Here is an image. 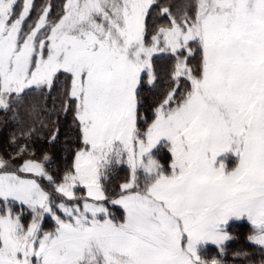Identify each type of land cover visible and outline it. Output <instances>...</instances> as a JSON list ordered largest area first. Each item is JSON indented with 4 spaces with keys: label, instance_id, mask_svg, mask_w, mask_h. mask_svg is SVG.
Masks as SVG:
<instances>
[{
    "label": "snow or ice",
    "instance_id": "1",
    "mask_svg": "<svg viewBox=\"0 0 264 264\" xmlns=\"http://www.w3.org/2000/svg\"><path fill=\"white\" fill-rule=\"evenodd\" d=\"M154 10L168 22L153 27ZM52 12L47 0H0V111L15 118L30 92H56L49 115L72 112L79 147L59 180L27 144L0 156V264H222L205 249L223 252L240 220L264 251V0L176 12L158 0H64ZM157 55L173 63L149 106Z\"/></svg>",
    "mask_w": 264,
    "mask_h": 264
},
{
    "label": "trees",
    "instance_id": "2",
    "mask_svg": "<svg viewBox=\"0 0 264 264\" xmlns=\"http://www.w3.org/2000/svg\"><path fill=\"white\" fill-rule=\"evenodd\" d=\"M161 7L172 6L173 12L181 9L184 5L194 3V0H158ZM158 10L153 11L151 17V24L153 27H157L166 24V17H159L157 15ZM173 60L167 55H157L154 57V67L157 75L160 78V82L156 88L145 89L144 97L145 103L149 106L158 99L159 93L165 89L168 85V77ZM196 61H193L195 64ZM56 96V92H53L50 97L45 93L41 95L39 90L32 91L28 94L25 100V104L17 109L18 115L13 118L11 112L0 111V156L5 159H9L10 156L15 155L17 147L22 144H27L30 149V153H35L37 158L44 154L50 157L46 167L57 178L63 175L64 171L71 166L73 162L74 152L79 147L78 134L74 130L73 115L69 111L67 115L61 114L57 122V116L55 113L49 115L53 107V97ZM43 106L42 110L38 112H32V106ZM60 101H56V107L59 108ZM29 128H36L37 133L32 137H21L22 131H27ZM57 128L59 134L57 138L49 142ZM16 137V143H13V137ZM162 152V151H161ZM161 152L158 157L162 156ZM165 156L160 158L162 163H166L170 160V154L165 152ZM28 158V157H25ZM22 161L17 160L15 163L18 166ZM129 170L127 166L117 167L113 170L110 182L107 184L109 193L112 196H117L120 192L119 185L124 182V179L128 176ZM43 185L49 191L51 187L47 181H43ZM84 190L81 188L80 192ZM119 216L123 217V211L121 208L116 207L114 209ZM30 220V216L25 214L24 222L27 223ZM253 229L248 222H240L231 228L232 239L224 245L223 250H226V254L223 256L225 263L230 262L236 264H255L262 260L260 257L261 249L249 241L248 237L252 235ZM213 258H218V254H213Z\"/></svg>",
    "mask_w": 264,
    "mask_h": 264
},
{
    "label": "rangeland",
    "instance_id": "3",
    "mask_svg": "<svg viewBox=\"0 0 264 264\" xmlns=\"http://www.w3.org/2000/svg\"><path fill=\"white\" fill-rule=\"evenodd\" d=\"M46 2V0H36V4H37V7L39 8L43 3H45ZM47 2H50L52 5H53V12H52V18H55L59 13H60V11H61V7H62V5H63V3H64V0H47ZM34 16H35V14H33ZM165 152H167V151H162L161 152V155L162 156H165ZM162 156H160V157H158L159 159L162 157ZM161 161V160H160ZM169 162H170V160L167 162V164L165 163H162L165 167H167L168 166V164H169ZM229 166L231 167V166H234L233 165V163L232 162H230V164H229ZM83 189V188H82ZM84 190V189H83ZM82 193V192H81ZM111 197L112 198H115V196H112L111 195ZM116 207H119V206H112V205H109V208H110V211L112 212V214L115 216V218L117 219V220H120V218H118V216H119V214L116 212V211H114V209L116 208ZM119 208H121V207H119ZM122 209V208H121ZM122 211H123V209H122ZM123 215H124V212H123ZM243 221H245V222H247L246 220H240V221H231L230 223H229V225H228V232H229V234L231 235V228L233 227V225H235V224H237V223H240V222H243ZM249 223V222H248ZM250 224V223H249ZM251 225V224H250ZM55 227V222L51 219V218H46V220L44 221V223H43V228H44V230L45 231H49V230H52L53 228ZM252 227V226H251ZM253 229V228H252ZM253 234V233H252ZM232 237V236H231ZM230 241V240H229ZM229 241H226L225 243H224V245H226V243L227 242H229ZM253 243V242H252ZM261 249V248H260ZM205 252H206V255H205V259H207V260H211V259H213V254H218L219 256H218V258H216V259H219V260H221L222 261V264H232V263H230V262H227V263H225V260H223V256L226 254V250L224 249L223 250V252H221L220 251V249L218 248V247H216V246H214V245H208L207 247H206V249H205ZM260 257L262 258V259H264V251H262L261 250V253H260ZM233 264H236V262H234ZM240 264V263H239ZM255 264H261V261L260 262H258V263H255Z\"/></svg>",
    "mask_w": 264,
    "mask_h": 264
}]
</instances>
